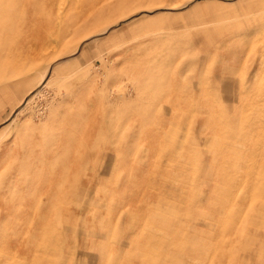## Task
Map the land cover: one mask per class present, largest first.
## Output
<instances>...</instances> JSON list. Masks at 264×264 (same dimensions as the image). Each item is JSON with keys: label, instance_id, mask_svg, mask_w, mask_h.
<instances>
[{"label": "rangeland", "instance_id": "1", "mask_svg": "<svg viewBox=\"0 0 264 264\" xmlns=\"http://www.w3.org/2000/svg\"><path fill=\"white\" fill-rule=\"evenodd\" d=\"M0 264H264V0H0Z\"/></svg>", "mask_w": 264, "mask_h": 264}]
</instances>
